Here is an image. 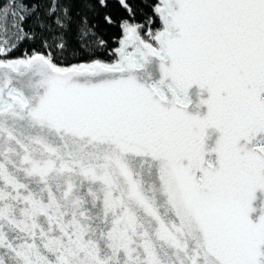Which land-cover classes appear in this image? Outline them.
I'll return each mask as SVG.
<instances>
[{"label": "water", "instance_id": "1", "mask_svg": "<svg viewBox=\"0 0 264 264\" xmlns=\"http://www.w3.org/2000/svg\"><path fill=\"white\" fill-rule=\"evenodd\" d=\"M117 62L0 61V264H264V0H159Z\"/></svg>", "mask_w": 264, "mask_h": 264}, {"label": "trees", "instance_id": "2", "mask_svg": "<svg viewBox=\"0 0 264 264\" xmlns=\"http://www.w3.org/2000/svg\"><path fill=\"white\" fill-rule=\"evenodd\" d=\"M159 6V0H0V61L42 55L60 68L112 65L129 29L155 45L163 29Z\"/></svg>", "mask_w": 264, "mask_h": 264}, {"label": "rangeland", "instance_id": "3", "mask_svg": "<svg viewBox=\"0 0 264 264\" xmlns=\"http://www.w3.org/2000/svg\"><path fill=\"white\" fill-rule=\"evenodd\" d=\"M123 49H125L127 52H130L131 51V49L129 48V46L127 45V46H125V47H123Z\"/></svg>", "mask_w": 264, "mask_h": 264}]
</instances>
